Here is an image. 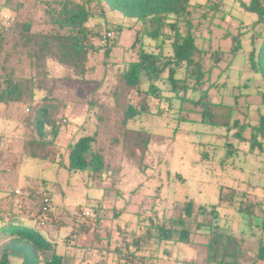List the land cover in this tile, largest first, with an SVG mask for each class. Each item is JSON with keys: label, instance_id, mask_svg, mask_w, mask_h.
I'll return each instance as SVG.
<instances>
[{"label": "rangeland", "instance_id": "1", "mask_svg": "<svg viewBox=\"0 0 264 264\" xmlns=\"http://www.w3.org/2000/svg\"><path fill=\"white\" fill-rule=\"evenodd\" d=\"M48 1L54 3L0 0V91L6 87L4 79L9 74L14 81L22 82V89L26 84L37 89L33 103H0V226L15 220L39 227L58 244V252L66 254V264H125L119 263L113 253L117 242L131 243L151 221L170 226V220L180 218L186 202L193 200L196 218L190 224L191 244L179 240L162 243L158 249L156 245L147 252L141 249L134 258L130 254L134 248L124 246L126 262L206 264L208 225L214 223L220 231L235 236L243 252V264H250L262 235L264 150L251 151L250 142L236 134L250 138L252 127L259 125L264 115V78L248 67L247 60L252 38L259 41V34L264 36V24L253 26L257 14L244 10L239 0H222L217 7L214 3L219 0H192L191 19L198 26L194 32L202 50V67L206 71L211 67L209 78L196 89L187 80L188 89L177 95L172 91L170 67H166L155 81L160 96L150 93L145 97L149 114L125 126L127 99L139 104L146 94L128 92L125 99L116 102L113 92L119 85L120 72L137 59L141 43L136 41V31L141 25L133 29L130 18L95 1L88 25L99 32L91 40L101 49L90 54L86 76L79 77L55 61H48L46 70H37L22 47L11 50L8 46L20 33L15 22H30L32 32L49 31L45 11ZM187 24V18H182L180 34L187 33ZM108 31L113 34L114 51L106 57L105 43L99 35ZM165 33L167 39L159 41L164 42L161 51L158 42L145 39V49L163 53L161 65L173 55L174 31L166 27ZM233 35L242 45L235 56L231 51ZM215 57L221 64H214ZM176 76H186V65L177 70ZM148 85L144 78L143 88ZM207 89L214 122L203 120L204 106L197 104ZM27 94L24 96L28 98ZM32 104L36 109L50 106V115L56 121L59 136L54 137L55 129L47 123L45 140L66 147L82 135L96 134V146L109 171L96 176L73 173L58 163L32 157L29 151L37 150L31 144L32 135L38 137L31 119L36 112ZM229 113L233 114L231 118ZM140 128L150 132L146 149L137 143L135 133ZM31 192L50 198L52 210L46 217L40 212L42 201L33 200ZM97 202L105 207L99 220L81 213L82 217H74L80 206ZM200 206L206 213H197ZM213 210L216 214L211 213ZM41 220H45L44 225ZM198 223L203 224L201 228H197ZM79 224L90 226L89 231L79 233ZM9 239V235L0 234V257ZM153 254L156 259H149ZM21 263L20 257H11V264Z\"/></svg>", "mask_w": 264, "mask_h": 264}, {"label": "trees", "instance_id": "2", "mask_svg": "<svg viewBox=\"0 0 264 264\" xmlns=\"http://www.w3.org/2000/svg\"><path fill=\"white\" fill-rule=\"evenodd\" d=\"M95 1L98 5L102 4V7L105 6V9L109 8L120 11L130 18L133 29H137V24L141 25L140 30L136 31V41H140L141 43L137 59L130 61L127 67L120 72L117 79L119 85L113 92L117 100L116 102L125 99L128 92L137 91L139 95L146 94L145 96L142 95L143 99L139 104L130 102L131 99L127 97V101L129 102H126V107H124L125 126L129 122L137 120L138 117L149 114L150 106L145 97L150 93L160 96L157 94L159 88L155 84V81L160 78V74L166 67H170L169 77L173 85L172 91L176 92L177 95L180 90L188 89L187 80L190 79L193 82L192 87L196 89L197 86L203 85V81L209 78L211 67L208 71L202 67V50L197 43V37L194 32V29L198 26H194L191 19L192 0H86L84 2L54 0V3L48 1L46 2L47 7L45 11L49 16V31L32 32L30 22H13L16 27H19L20 33L8 47L11 50H19L22 47V51L26 52V55L32 60L31 66H34L37 70H46L47 62L55 61L70 71H74L79 77H85L88 71L87 63L90 54L101 49L100 46H95L91 40L99 32H94L88 25L93 16L92 7ZM220 1L222 0L216 1L214 6H221ZM239 2L244 10L257 14L258 20L253 24L254 27L258 24H264V3L262 0H251L250 3L239 0ZM101 10H104V8H101ZM0 11H2L1 8ZM182 18H187L188 23V30L185 35L180 34L179 30V23ZM166 27L174 31V40L172 42L173 55L161 65L160 58L163 53L160 51L164 47L163 41L168 37L165 33ZM119 30L122 29L120 28ZM99 36L103 38L104 34ZM146 38L158 42L160 51L155 52L145 49ZM111 39H113V36L102 46L105 47L106 57H109L114 51ZM160 39L163 41L161 40L159 43ZM232 40L234 44L231 51L232 55L235 56L241 50L242 45L238 36L233 35ZM252 41L253 48L249 52L247 59L248 67L264 78V36L260 33L259 41L254 40V38H252ZM0 47H3L2 44ZM216 58H214V64H221V59ZM183 65H186V76L184 78H177V70L182 68ZM33 77L35 78V75ZM144 78L149 81L148 88H143L142 86ZM4 81L7 85L0 91V103H33L36 100L37 89L34 90L33 87H28L26 84L24 89L27 92L24 91L21 85L22 82L14 81L12 74L6 75ZM119 88L121 91H119ZM208 91L207 89L203 93L197 104H203L204 106L202 112L203 120L209 118V121L214 122L215 115L211 112L213 104L209 100H206L208 98ZM26 93L29 95L28 98L24 96ZM179 99L182 102L184 101V97H179ZM32 108L36 109V106L32 104ZM32 114L33 126L38 134V137L32 135L31 144L37 147V150L29 151L32 157L42 159V161H49L52 164L58 163L61 168H65L68 172L73 173L86 172L95 174L96 176L109 171L101 149L96 146V134L82 135L77 140L68 143L66 147L58 146L55 141L45 140L47 134L45 125L47 123H52L53 129H55L54 137L57 138L59 136V130L56 129V121L52 120L50 115V106L37 108L36 112L33 111ZM232 115V113H229L228 117L231 118ZM28 119L30 120V116ZM229 123L226 122L225 125ZM238 123V120H236L235 124L238 125ZM149 134L150 132L144 128L136 129L137 143L145 149L150 143ZM236 135L241 140L250 142L251 151L256 148L264 150V115L260 116L259 125L252 127L250 138L245 139L242 134ZM44 149L45 152H43ZM29 195L33 200L42 201L40 212L45 217L47 214H50L52 206H47L48 203L46 202V199L49 200L50 198H44V196L38 195L36 192H31ZM194 204L193 200L186 202L183 207V215L178 219L170 220V226H166V223L156 224L151 221L145 226L144 232L134 235L131 243H126L127 246L124 245L125 240L124 242H117L113 253L116 255L118 262L122 263L123 261L125 264H129L125 260L128 257L124 256V249L128 245L134 248V251L130 253L134 258L136 252L141 249L147 252L153 246L155 247V245L156 249H158L162 243L179 240L182 243L191 244L190 224L193 218H196L193 215ZM200 208L201 210L197 211L198 214L199 212L206 213L205 207L200 206ZM103 209L105 207H103L101 202H97L92 206H80L74 217H82L81 215H83L86 218L95 217L99 220ZM87 210L90 211L89 215L85 214ZM216 212L217 210H213L211 213L216 214ZM41 221L44 222L45 220ZM1 224L0 234L3 236L9 235L10 239L3 247L0 264H11L12 256L20 257L22 260L21 264H66V254L58 252V244L47 238L46 232L44 233L39 227H35L32 224L27 225L23 222H16L15 220ZM202 225L198 223L197 228H201ZM260 225L262 226V235L258 239V247L253 250V261L250 264L264 260V218ZM208 228L210 235H208L206 244V264H243V252L235 236L220 231L219 226L214 223H210ZM76 229L79 233H86L89 231L90 226L79 224L76 226ZM151 257L149 259H156L155 254Z\"/></svg>", "mask_w": 264, "mask_h": 264}, {"label": "built area", "instance_id": "3", "mask_svg": "<svg viewBox=\"0 0 264 264\" xmlns=\"http://www.w3.org/2000/svg\"><path fill=\"white\" fill-rule=\"evenodd\" d=\"M112 36H113L112 32H110V31H109V32H106V33L104 34V36H103V38H102L101 41H102L103 43H106V41H107L109 38H111ZM46 202L48 203L47 206L50 205L48 199H46ZM85 214H86V215H89V214H90V211L87 210V211L85 212ZM42 224L44 225V222H42Z\"/></svg>", "mask_w": 264, "mask_h": 264}, {"label": "crops", "instance_id": "4", "mask_svg": "<svg viewBox=\"0 0 264 264\" xmlns=\"http://www.w3.org/2000/svg\"><path fill=\"white\" fill-rule=\"evenodd\" d=\"M262 261H264V260H260V261H258L257 263H255V264H259L260 262H262Z\"/></svg>", "mask_w": 264, "mask_h": 264}]
</instances>
